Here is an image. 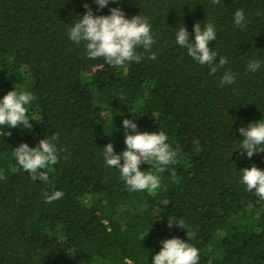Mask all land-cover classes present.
<instances>
[{
    "label": "trees",
    "instance_id": "1",
    "mask_svg": "<svg viewBox=\"0 0 264 264\" xmlns=\"http://www.w3.org/2000/svg\"><path fill=\"white\" fill-rule=\"evenodd\" d=\"M85 3L94 16L119 8L146 17L151 52L138 47L140 62L119 67L87 58L85 43L69 38ZM97 9L94 0H0V100L14 89L34 96L30 128L0 126V264H151L171 238L196 247L199 264H264V200L241 182L242 169L264 170V152L241 155L238 131L264 122V0H109ZM197 22L215 26L209 47L228 59L215 74L176 44L183 26L195 42ZM253 60L260 68L247 71ZM228 71L235 82L221 86ZM124 119L163 131L177 152L167 166L140 165L159 178L155 191H131L106 165L107 144L126 150ZM54 134L58 163L34 181L13 151ZM55 191L63 196L46 203Z\"/></svg>",
    "mask_w": 264,
    "mask_h": 264
},
{
    "label": "clouds",
    "instance_id": "2",
    "mask_svg": "<svg viewBox=\"0 0 264 264\" xmlns=\"http://www.w3.org/2000/svg\"><path fill=\"white\" fill-rule=\"evenodd\" d=\"M98 9L109 4V0H94ZM119 3L121 0H113ZM212 5L220 3V0H210ZM87 11L82 19L75 20L74 25L69 29V38L79 44L85 43L87 58H104L105 63L113 67L123 66L126 62H140L142 55L136 49L142 47L145 52H151L155 43L151 33V25L146 17L140 15L131 19L119 8H111L110 15L94 16L87 3L84 4ZM243 10H237L234 14V22L241 27L244 22ZM195 42H189V32L183 26L176 32V44L187 49V55L200 65H211L210 74H215L219 68L228 63V59L212 51L209 42L216 40L215 26L211 23L201 29L200 23L194 25ZM219 55V63L214 59ZM155 60V53L148 56ZM260 68V61L253 60L247 65V71L255 72ZM235 74L228 71L221 77V86L233 84ZM34 96L29 91L12 90L7 92L0 100V126L17 127L24 125L30 128L27 108ZM125 129L126 150L120 154L114 152L113 144H107L103 149V158L106 165L120 172L121 179L131 191H155L160 187L159 178L152 172H144L140 169L142 163L152 166H167L176 162L177 152L170 148L166 142L168 137L163 131L138 132L137 124L130 119L123 120ZM131 129L132 133L127 132ZM238 131L242 135L240 148L241 155L246 151L247 157L251 158L254 153L264 152V122L251 123L247 127H241ZM10 134V133H7ZM58 134H54L51 140L45 138L39 141L36 147H29L22 143L13 151V156L23 170L32 174V179L47 181L48 174L42 169L58 163V153L54 141L58 140ZM121 160L123 163L121 164ZM241 182L246 185L248 191H255V194L264 200V170L252 166L241 170ZM45 202L52 203L63 196L62 191H55L51 194L45 192ZM178 225L185 228L182 223H175L169 220L168 227ZM193 233L187 230L188 240L193 238ZM162 248L152 258L151 264H199V250L179 238L165 239L161 241Z\"/></svg>",
    "mask_w": 264,
    "mask_h": 264
}]
</instances>
